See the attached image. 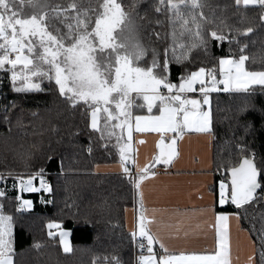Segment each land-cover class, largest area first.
I'll list each match as a JSON object with an SVG mask.
<instances>
[{"label": "trees", "instance_id": "obj_1", "mask_svg": "<svg viewBox=\"0 0 264 264\" xmlns=\"http://www.w3.org/2000/svg\"><path fill=\"white\" fill-rule=\"evenodd\" d=\"M52 2L66 5L68 0ZM81 2L85 7L91 4L98 9L102 0ZM117 2L125 11L132 13L138 25L137 38L149 49L137 65L149 66L151 48L162 52L165 46L172 43L173 29L169 22L172 14L155 12L159 0ZM203 4L204 7L199 10L205 18L200 21L203 28L206 32L222 30L225 36L231 38V43L228 40L219 45L210 42L206 53L201 48L193 49L182 63H171L168 79L178 85L182 75L200 66L212 68L213 65L218 78L219 58H238L243 45H246L244 54L249 57L245 67L264 69V23L259 20V7L236 6L234 0H203ZM160 7L165 8L166 5ZM181 8L183 10V6ZM175 23L178 44H187V34L180 36L182 22ZM57 24L64 30L63 25ZM248 27H252L253 32L245 35L243 30ZM155 32L160 33V39H157ZM182 51L179 46L176 47L177 55ZM40 85L43 91L14 92L8 73L0 70V190L5 192V196L0 197V204L3 205L4 214L13 218V264H115L113 257L120 264H135L137 251L133 234L126 228L125 210L134 208L138 217L142 215L139 189L130 180V177L134 179L138 175L130 162L125 166L130 175L125 172H95L98 165L125 161L130 151L122 129L114 127L119 121L108 120L107 115L102 114V132L93 131L88 127L90 120L84 110L69 108L59 96L54 82L42 80ZM186 96L192 99L201 95L196 93ZM245 104L254 106L256 111L239 119L254 120L259 128V109L264 107V86L251 87L249 93L236 91L211 94L214 190L221 182L230 187L229 171L226 169L239 160L235 144L236 137L242 134L237 130L234 137L232 129L236 128L238 109ZM6 106L10 107V123L2 119ZM156 109L154 113L159 111ZM146 113L141 101H134L133 116ZM77 132L78 135L74 134ZM246 139L257 153V162L264 159V136L257 133L255 139L251 136ZM121 148L126 152L123 161ZM160 167L157 161L153 162L147 174ZM38 176L45 177L51 192L40 190L25 193L21 190L26 179ZM17 197L20 203L12 202ZM25 200L32 202L30 210L17 211ZM217 201V212H239L242 228L255 243V264H264L258 235L264 227V219L261 218L264 207H249L245 214L230 202L221 205L220 195ZM50 222L68 231L71 252L63 251L60 237L48 228Z\"/></svg>", "mask_w": 264, "mask_h": 264}, {"label": "snow or ice", "instance_id": "obj_2", "mask_svg": "<svg viewBox=\"0 0 264 264\" xmlns=\"http://www.w3.org/2000/svg\"><path fill=\"white\" fill-rule=\"evenodd\" d=\"M235 5L257 6L261 10L259 20L264 22V0H234ZM160 5H166L165 8ZM183 6V10L181 8ZM203 0H159L155 12L171 13L169 22L172 26V43L161 51L151 48V64L146 67L133 66L148 54L149 49L137 38L138 25L131 12L125 11L117 0H102L99 8L89 4L85 7L81 0H68V3H53L52 0H0V69L11 72L12 89L14 92L43 91L40 81L47 78L54 81L59 96L65 104L74 110L83 109L89 118L88 127L93 131H101L98 126V114H107L108 120H116L112 106L125 119L114 127L123 128L128 123L127 109L129 93L135 92L142 97L151 113L158 105L159 115L136 116V130L150 129L156 132H172L177 136L186 129L201 133H212L211 111L204 110L200 100L189 99L181 93L196 91L194 86L199 84L198 91L202 94L203 105L209 104V93L218 91L217 84H223V91L249 93L252 85L264 86V69L252 70L245 67L249 57L244 54L246 45L241 46L238 58L223 56L219 58V73L216 78V67L200 66L180 77L179 85L172 83L168 76L173 61L177 64L188 59L193 49L208 50L210 42L218 45L231 38L223 31L211 30L206 32L201 24L204 20L201 10ZM93 15L95 17L93 21ZM176 21H181L180 36L185 33L189 37L187 44L179 43L176 35ZM63 25V29L58 26ZM160 23L159 20L156 21ZM244 34L253 32L252 27L243 30ZM160 39V33H154ZM183 51L177 55L176 47ZM171 50V58L169 51ZM14 56V58H13ZM7 66V67H6ZM18 66H22L18 69ZM35 78V79H34ZM20 81L19 85L17 82ZM167 90V95L162 91ZM176 90L173 94V90ZM14 107V105H11ZM254 106L245 104L238 109L236 128L232 129L234 137L237 130L241 135L236 137L235 147L239 160L235 165L226 169L230 171L231 185L226 193V185L220 184L221 205L227 202L237 210L247 214L249 207L253 209L264 207V159L257 162V153L250 147L247 137L256 138L257 133L264 136V107L259 109L261 116L259 128L254 120L239 117L255 112ZM10 107L6 106L2 119L10 121ZM131 128L129 127V132ZM78 135L77 133H74ZM103 139V133L101 135ZM174 143V141H173ZM91 151V148H89ZM171 145L163 163L167 164L173 154ZM125 149L121 148L123 161ZM51 159V157H49ZM159 162V161H158ZM126 175L129 170L124 168ZM145 175H138L131 183L139 189L140 181ZM45 191L51 192L47 182H41ZM23 189L36 191L31 179L23 184ZM5 192L0 190V197ZM19 199V197H17ZM49 203L51 201H48ZM32 202H22L23 208H30ZM21 209L18 208L17 211ZM239 216V212L237 213ZM264 219V213H261ZM12 216L5 215L0 204V264H13V225ZM226 216L217 217V222L224 221ZM59 227V225H55ZM53 223L48 224L52 229ZM49 235H52L49 232ZM68 232H61V242L64 251H70L64 241ZM135 233L133 238L135 239ZM218 231V236H219ZM261 260L264 262V227L259 230ZM139 236L147 240L148 256L140 255L138 264H228L226 244L220 241L221 251L216 255H167V249L161 243L165 254L158 258L153 251L156 242L144 224L139 226ZM38 247V245H36ZM140 248L145 245L140 243ZM115 264H120L113 257Z\"/></svg>", "mask_w": 264, "mask_h": 264}, {"label": "crops", "instance_id": "obj_3", "mask_svg": "<svg viewBox=\"0 0 264 264\" xmlns=\"http://www.w3.org/2000/svg\"><path fill=\"white\" fill-rule=\"evenodd\" d=\"M181 94L186 96L192 93ZM151 113L153 116L159 115V111ZM173 140H176L174 159L167 164L158 162L161 146ZM131 141L130 151L132 153L134 151L133 167L137 175L147 174L148 168L155 161L161 167L140 181L142 215L138 217L134 208L125 210L126 228L129 232L140 238L139 226L143 223L156 241L153 244V251L157 258L163 255L159 253L163 250L160 247L161 243L167 249V255L214 256L221 251L220 241H223L226 244L225 259L228 264H255V243L249 233L242 228L239 216L236 213L216 211L220 185L214 190L212 133L186 129L177 138L172 132L144 130L133 132ZM127 162L129 160L98 165L95 172L124 173ZM28 179H31L36 191L44 190L41 185L42 180L47 182L44 176ZM30 192L35 191L28 193ZM220 215L226 216V219L218 224L217 217ZM52 230L57 234L62 229L54 226ZM71 250L72 246L68 252L63 249L65 253Z\"/></svg>", "mask_w": 264, "mask_h": 264}, {"label": "rangeland", "instance_id": "obj_4", "mask_svg": "<svg viewBox=\"0 0 264 264\" xmlns=\"http://www.w3.org/2000/svg\"><path fill=\"white\" fill-rule=\"evenodd\" d=\"M240 6H244L243 4H241ZM244 7H251V5H249V6H244ZM142 59V58H141ZM140 59V60H141ZM139 60V61H140ZM139 61H134L133 62V66H137V62H139ZM7 67V66H6ZM20 67H22V66H18V69L20 68ZM0 70H2V71H6L7 73H8V79L11 81V79H10V76H11V72L10 71H7V70H3V69H0ZM35 79V78H34ZM219 79H221V77L219 76L218 78H217V80H219ZM42 80H45V81H50V80H48L47 78H44V79H42ZM41 80V81H42ZM40 81V82H41ZM52 82H54V81H52ZM19 83H20V81H18L17 82V84L19 85ZM179 85V84H178ZM254 86H258V85H252L251 87H254ZM199 87H200V85L199 84H196L195 86H194V88L196 89V91H193V92H186V93H192V94H195V93H199L201 96V98H200V100H201V104H202V107H203V109L204 110H209L210 109V106H211V94L212 93H216V92H225V93H228V92H236V91H223L222 89H223V87H224V85L223 84H221V86H218L217 85V88L218 89H221V90H218V91H214V92H210L209 93V104L208 105H203V103H202V100H203V97H202V94L198 91V89H199ZM163 92H164V94L165 95H167L168 93H167V90L166 89H163L162 90ZM34 92V91H33ZM175 92H176V90L174 89L173 90V94H175ZM181 96L183 97L184 95H182L181 94ZM137 100H140L141 101V103H142V105H144V107H145V109H146V111H147V115L146 114H144V115H142V116H153V113H149L148 112V109H147V105L145 104V102H144V100L142 99V97H139L138 96V94L137 93H135V92H131V93H129V97H128V102H129V107H128V109H127V112H128V114H129V116H128V123H127V125H125L123 128H121L122 129V133H123V136H124V139H125V141H126V146H127V148L130 150V148L132 147V141H131V139H132V133L133 132H140V131H137L136 130V120H135V117L136 116H133V114H132V112H133V105H134V101H137ZM112 108H113V112H114V115H116V116H118V121L119 122H121V121H123L124 119H125V117L124 116H122V115H119V112L115 109V106L113 105L112 106ZM156 108H158L157 106H154L153 107V109H152V112H156L157 111V109ZM211 111V110H210ZM102 114H105V113H99L98 114V126L100 127V123H101V116H102ZM107 115V114H106ZM129 127L131 128V131L129 132ZM146 130H150V129H146ZM144 131V130H143ZM131 144V145H130ZM133 154H134V151H133V153H132V151L130 152L129 151V153L127 154V157L125 158V160H129V162L131 163V164H133ZM0 180H1V178H0ZM28 180L29 179H26L25 181H24V183H27L28 182ZM227 187H226V189H225V191H226V193L230 190V187L226 184V183H224ZM219 190H220V186H219ZM22 191H24L25 193H28L29 191H27V190H24L23 189V187H22ZM20 199H16V200H12V202H14V203H20ZM21 206H22V202H21ZM21 206H19V208L22 210H26V208H23V207H21ZM8 208H10V206L8 205L7 206ZM61 232H68L67 230H64V229H62V230H60V232L59 233H57V234H59V236L61 237ZM64 241L69 245V247H70V249H71V244H70V240H69V234L67 235V236H65L64 237ZM62 247H63V249H64V246H63V244H62ZM146 256V255H145Z\"/></svg>", "mask_w": 264, "mask_h": 264}, {"label": "water", "instance_id": "obj_5", "mask_svg": "<svg viewBox=\"0 0 264 264\" xmlns=\"http://www.w3.org/2000/svg\"><path fill=\"white\" fill-rule=\"evenodd\" d=\"M179 137H180V135L177 136V138H179ZM173 141H174V143H173ZM173 141L166 144V145L161 146L160 151H159V158H158V161L160 163H163V160L168 158L167 153H168V149H169L170 145L174 151H173V154L171 156V160L169 162H171L174 159V157L176 156V140H173ZM228 175H229L228 183H229V185H231L230 171L228 172Z\"/></svg>", "mask_w": 264, "mask_h": 264}, {"label": "built area", "instance_id": "obj_6", "mask_svg": "<svg viewBox=\"0 0 264 264\" xmlns=\"http://www.w3.org/2000/svg\"><path fill=\"white\" fill-rule=\"evenodd\" d=\"M13 58H14V56H13ZM217 85L221 86V84H217ZM225 199L227 201V197H225ZM134 242H135L136 251H137L135 264H138V258H139L140 255H144L145 256V255L149 254L147 252V240L146 239H142L141 237L139 238V237L135 236ZM140 243H143L145 245L144 249L140 248V246H139ZM159 253L160 254H164L163 250L159 251Z\"/></svg>", "mask_w": 264, "mask_h": 264}]
</instances>
